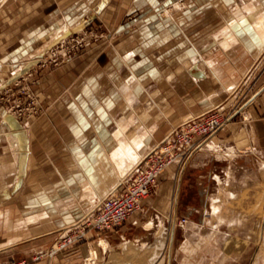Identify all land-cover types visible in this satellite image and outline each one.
I'll use <instances>...</instances> for the list:
<instances>
[{"label":"crops","instance_id":"1","mask_svg":"<svg viewBox=\"0 0 264 264\" xmlns=\"http://www.w3.org/2000/svg\"><path fill=\"white\" fill-rule=\"evenodd\" d=\"M236 7L244 12L242 16L236 14ZM262 9L264 0H0V71L8 72L0 78V89L20 82L21 75L14 73L18 69L19 73L33 71L28 81L40 106L37 115L16 117L25 132L18 134L0 105V166L4 168L0 231H7L6 240L0 242V264H48L44 255L32 258L33 249L42 253L53 233L77 220L117 185L172 125L213 107L228 109L230 93L240 96L241 80L264 67V43L252 28L234 30V40L223 31L227 25H248L252 19L246 12ZM62 23L84 27L102 23L105 29L87 43L85 53L61 67L34 69L40 61L36 56L55 41L53 34ZM225 39L230 40L228 45ZM262 85L257 96L246 105L239 102L237 109L244 105L239 112L189 158V177L204 179L209 172L218 190L227 186L223 195L206 192V214L212 200L220 214L219 201L236 196L234 176L249 177L250 167L264 160ZM146 129L151 131L143 136L146 145L138 159L123 173H112L109 158L119 138L134 140ZM211 142L221 149L205 147ZM24 147L25 173L20 176ZM213 159L226 163L220 166ZM214 166L218 168L212 171ZM171 174L167 170L156 193L143 201L148 210L171 211ZM32 214L37 219L26 221ZM152 220L146 230L154 228L156 220ZM126 230L120 227L105 233L101 237L105 245L101 239H89L59 251L55 260L106 264L112 239L122 242ZM140 243L145 247L144 241ZM5 249L11 257L2 258Z\"/></svg>","mask_w":264,"mask_h":264},{"label":"rangeland","instance_id":"2","mask_svg":"<svg viewBox=\"0 0 264 264\" xmlns=\"http://www.w3.org/2000/svg\"><path fill=\"white\" fill-rule=\"evenodd\" d=\"M243 13L240 8L236 7V14L242 16ZM20 22L24 23L23 19ZM82 26L80 31H77L78 28L76 30L72 28V30L68 31L65 35H61L62 37L60 36L56 41H49L42 55H38L40 61L35 65L34 69L61 67L63 63L75 56L85 53L87 43L97 39L105 29L102 23ZM240 26H243L242 30H247L249 27L247 24ZM46 42H44L43 46H45ZM5 45V43L4 45L2 44L1 50ZM18 70L20 71L21 69ZM19 71H15L14 73L15 75H21L20 82L0 89V105L8 113L17 117V119L25 115H37L40 111L39 97L31 87L32 83L28 81V79L34 76V72L32 71L30 74L29 72L19 73ZM5 74H8V72L3 73L0 71V78H3ZM241 83L244 86L239 93V97H234L235 91L230 93V100L227 102L228 109L223 111L219 106L213 107L172 125L161 139L143 152L140 161L127 170L115 187L95 201L91 208L77 220L53 233L56 235L42 249V253H37L39 249H33L32 258L35 257L37 259L41 255H44L48 258V264H58L55 260V255L59 251L76 246L89 239L100 240L105 233L123 227L127 230L124 233L125 239L123 238L122 242L125 240L127 242L123 244L122 242L118 243V239H112V255L106 264H264V160L256 161V164L254 163L250 167L251 173L249 177L246 175L234 176V179L231 181L236 182V196L223 198L219 201L220 214L217 203H215L218 206L215 214H206V211H204V198L206 192L219 191L221 194L224 190L227 191V186L225 189L221 187L218 190L219 185L209 176V172L208 174L206 173V168L204 172L207 174V177L201 178L202 180L200 178L189 177V174L186 173L190 156L205 143L210 135L214 134L221 127L202 139L198 147L191 151L182 163H180V159L182 158V155H180L177 161L168 165L159 174L157 182L152 185L149 194L141 200L140 207L134 210L129 217L115 226H110V228L97 229L94 226H89L93 216L97 213L101 199L113 189L124 188L132 180L134 170L147 163L149 159L148 154L151 149L175 128L208 111V113H220L222 116L228 115V122L244 106L237 109L239 102L246 101L244 103L246 105L252 101L257 96V92H260L261 85L264 83V67L255 71L251 78L245 77L242 79ZM253 95L255 96L251 99ZM249 96L250 98L248 99L247 97ZM213 162L220 163V166L226 163L225 160L216 162V159L215 161L213 159ZM185 163L186 165L183 167ZM218 166H214L211 170L214 171V168L217 169ZM167 170L171 171L173 179L168 194V204L171 206V211L169 210L168 212L167 210L165 212V209H161V211L160 208L148 210L143 201L156 193L161 177ZM152 218L156 220L155 226L152 229L146 230V223L152 220ZM160 220L162 223L159 227ZM133 221L136 222V226L128 229V226ZM81 231L84 232L81 238H75L73 241L67 242L70 236L78 234ZM170 231L171 246L170 242L168 244L169 239H167L169 238ZM89 232L93 234L92 237L88 234ZM6 237L7 231H0V242L6 240ZM141 241L145 242V247L143 248L140 246ZM57 243L64 245L58 250L53 251L52 247L56 246ZM48 253H52V255L49 256L47 255ZM12 254L18 253L12 252ZM8 256L11 257L8 254V250L5 249L2 258ZM3 264L21 263L17 261V263Z\"/></svg>","mask_w":264,"mask_h":264},{"label":"built area","instance_id":"3","mask_svg":"<svg viewBox=\"0 0 264 264\" xmlns=\"http://www.w3.org/2000/svg\"><path fill=\"white\" fill-rule=\"evenodd\" d=\"M208 112L184 122L153 147L148 154L147 163L132 173V180L124 188L113 189L101 199L97 213L89 226L97 229L110 228L129 217L140 207L141 200L149 194L159 174L168 165L177 161L180 155H182L180 161L183 162L191 151L198 147L202 139L222 127L229 118L228 115L222 116L220 113ZM82 234L84 235L83 231L79 232L76 238H81ZM71 238L72 236L67 239V242L72 241ZM62 245L64 244L60 243L59 247Z\"/></svg>","mask_w":264,"mask_h":264},{"label":"bare ground","instance_id":"4","mask_svg":"<svg viewBox=\"0 0 264 264\" xmlns=\"http://www.w3.org/2000/svg\"><path fill=\"white\" fill-rule=\"evenodd\" d=\"M249 7V6H248ZM247 7V8H248ZM246 8V7H245ZM258 12H246V16H250V18L252 19V21L248 24V28H247V31H249L251 28V30L253 31V33L256 35V37L257 38H259L260 40H262L261 42L262 43H264V10L262 9L261 11H259V10H257ZM232 16V15H231ZM234 16H232L231 18H233ZM247 21V20H246ZM248 22V21H247ZM235 26V27H234ZM227 25L226 27H225V29H224V31H223V35L225 36V37H227L228 39H230V40H234V33H235V31H236V29H238L239 30V32H241V30H242V28L240 29L239 27H240V24H236V25ZM72 27L76 30V28H78L77 29V31H80V29L83 27L82 26V24L81 25H78V26H71V25H67V24H65V23H62L61 25L59 24V27H57L56 28V32H55V34H53V38L55 39V41L57 40V38H59L61 35H65L68 31H70V30H72ZM235 30V31H234ZM74 31V30H73ZM71 34V33H70ZM52 36V35H51ZM223 36V37H224ZM62 37V36H61ZM230 37V38H229ZM61 39V38H60ZM228 39H225V40H223V43H224V45H228V43L230 42V40H228ZM63 40V39H62ZM37 57V56H36ZM39 57V56H38ZM42 57V56H41ZM33 58V57H32ZM34 59V58H33ZM36 59V58H35ZM38 62V61H37ZM36 64V63H35ZM255 95H253L252 96V98L254 97ZM251 98V99H252ZM152 127V126H151ZM150 129V128H149ZM149 129H146V130H144L145 132L144 133H142V134H140L137 138H135L134 140H123V139H121V138H119V140H118V144H117V147L114 149V150H112L111 151V153H110V160H111V164H112V170H114V172L112 171V170H110V171H112V173H116V172H122L123 173V171H126L127 169H128V167L131 165V164H133V162L135 161V160H137L138 159V157L140 156V153L142 152V150H144V148H145V143H144V138H143V136L147 133V131H151V130H149ZM153 129V128H152ZM118 133H120V130L118 129L117 130V134ZM8 138V137H7ZM210 139V138H209ZM207 142V141H206ZM201 146V145H200ZM204 146V145H203ZM207 146H209V147H212V148H218V150H220L219 149V147H217V145H214V144H212V142L211 143H208L205 147H207ZM208 148V147H207ZM211 148V149H212ZM219 152V151H218ZM94 155V154H93ZM218 157H219V155H217ZM108 157H109V155H108ZM96 158V157H95ZM181 162V161H180ZM182 163V162H181ZM13 164V163H12ZM2 166V165H1ZM0 166V174L2 175L3 174V172H4V168L3 167H1ZM10 166V164L9 165H5V167L7 168V167H9ZM110 166H109V168H110ZM13 167V166H12ZM103 167V166H102ZM5 168V169H6ZM104 169H105V167H104ZM102 170V169H101ZM115 170H116V172H115ZM19 171H20V169H19ZM108 170H106L105 172H107ZM108 172V173H106V176H107V174L109 175L111 172ZM125 173V172H124ZM105 175V174H104ZM113 175H116V174H113ZM109 177V176H108ZM113 178V177H112ZM115 178V177H114ZM116 178H117V175H116ZM220 181V180H219ZM112 183H113V181H112ZM177 183H178V181H177ZM89 184V183H88ZM108 184V183H107ZM106 184V185H107ZM105 185V186H106ZM113 185V184H112ZM83 187V186H82ZM87 187H89V186H87ZM92 187V186H91ZM107 187V186H106ZM115 187V186H114ZM84 190V189H83ZM88 191V190H87ZM89 192V191H88ZM93 193H94V191H93ZM90 194V193H89ZM95 194V193H94ZM98 194V193H97ZM96 194V195H97ZM213 196V195H212ZM87 197V196H86ZM85 198V197H84ZM91 198V197H90ZM88 199V198H87ZM92 200L94 199L93 198V196H92V198H91ZM91 207V206H90ZM217 208H218V206L215 204V202H213V200H212V203H211V208H210V214H212V215H214L215 214V212L217 211ZM45 213V212H44ZM43 213V214H44ZM172 216V215H171ZM41 217V216H40ZM37 219V216L36 215H29V216H27L26 218H25V220L26 221H34V220H36ZM186 221V220H185ZM19 222V221H18ZM23 222V221H22ZM162 222V221H161ZM21 223V222H20ZM152 221H149L148 223H147V227H152ZM172 224V223H171ZM182 225V224H181ZM173 226V225H172ZM76 235H78V234H74V235H72V238H71V240L73 241L74 240V238H76ZM167 239H169V241H168V244H169V242H170V246H171V231H170V233H169V238H167ZM100 243L102 244V245H105L106 244V241L104 240V239H101L100 240ZM59 245L60 244H58L57 243V245L56 246H54V247H52V250H58L60 247H59ZM47 255H49V256H51L52 255V253L51 254H47ZM87 264V263H86Z\"/></svg>","mask_w":264,"mask_h":264},{"label":"water","instance_id":"5","mask_svg":"<svg viewBox=\"0 0 264 264\" xmlns=\"http://www.w3.org/2000/svg\"><path fill=\"white\" fill-rule=\"evenodd\" d=\"M7 118L10 121H12V125L14 126L15 129H17L18 134L25 133L24 131H22V125L20 124V122L16 119V117L13 114L9 113V115L7 116ZM20 155L21 156H20V171H19V174H20V176H23L24 173H25V164H26V157H27V153L25 151V147H24V150L21 152ZM185 165H186V163L183 165V167ZM179 180H180V178H179ZM178 189H179V186H178Z\"/></svg>","mask_w":264,"mask_h":264}]
</instances>
